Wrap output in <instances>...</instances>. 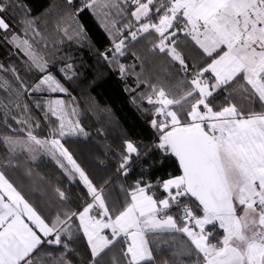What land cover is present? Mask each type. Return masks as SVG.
<instances>
[{
	"label": "snow or ice",
	"instance_id": "snow-or-ice-1",
	"mask_svg": "<svg viewBox=\"0 0 264 264\" xmlns=\"http://www.w3.org/2000/svg\"><path fill=\"white\" fill-rule=\"evenodd\" d=\"M64 4L70 11L58 15L54 31L68 41H83L86 33L77 16L91 11L111 38V46L99 55L116 64L122 78L136 64L120 63L119 57L133 43L145 42L143 57L131 55L141 65V72L134 73L137 85L148 83L150 88L140 101L151 105L143 111L150 113L155 135L148 144L124 140L117 173L127 177L134 163L152 155L153 164L174 159L179 174L166 173V178L153 181L142 170L127 187L120 186L122 199H111L108 181L93 183L62 142L89 135L73 119L78 116L71 107L74 97L35 102L49 125L48 134L38 136L40 121L19 98L71 93L51 71L54 62L48 54L34 47L35 38L45 46L47 38L31 9L0 0V32L5 34L12 27L9 10L23 9L18 23L25 36L12 32L5 39L24 53L29 70L40 74L27 85L14 67L0 64V72H11L18 82L14 88L0 77V89L22 114L12 117L23 125L13 131L24 133L0 135L7 149L0 169L21 168L46 155L70 179L78 175L89 198L79 210L50 207L54 214L46 217L0 170V264H76L77 240L84 241L87 264H264V0H80L79 8L74 0ZM157 57L178 66L182 77L171 85L141 80L144 64ZM58 71L67 81L76 76L72 63ZM0 109L6 121L11 109L2 101ZM21 155L26 157L23 162ZM23 175L34 184L45 179L31 167H24ZM53 192L59 204L69 202L61 188Z\"/></svg>",
	"mask_w": 264,
	"mask_h": 264
},
{
	"label": "trees",
	"instance_id": "trees-1",
	"mask_svg": "<svg viewBox=\"0 0 264 264\" xmlns=\"http://www.w3.org/2000/svg\"><path fill=\"white\" fill-rule=\"evenodd\" d=\"M15 2L22 3L31 9L30 15L37 18L39 30L47 38V46L39 40V37L35 38L33 40L34 47L38 51L48 54L47 58L54 62L51 71L58 79H61V82L71 93V96L62 94L64 100L68 102L73 97L75 98L71 107L77 109V118L89 135L87 137H65L62 142L93 183L100 186L108 181V184L105 185L106 194L113 200H120L122 199V195L119 193L120 186L127 187L141 175L142 170L145 179L153 181L159 176H165L166 173L178 175L179 168L172 158L165 160L163 165H160L159 162L153 164L152 161L156 157L152 155L141 158L133 164L132 171L127 177L117 173L118 163L110 159L121 151L124 140L133 139L148 144L155 135V130L148 123L151 115L143 111L146 108L150 109L151 105H148L146 101H140V95L149 93L150 88L148 83L137 85L134 73L141 72V65L131 55L132 52H136L137 55L143 57L145 42L141 40L139 43H133L129 53L124 57H119L120 63L136 64V67L130 69L129 74L122 78L117 65L109 64L99 55L111 46V38L91 11L86 10L77 16L79 24L83 26L86 33V38L81 42H76L75 40L68 41L54 31L58 15L70 11L64 4V0H15ZM80 6V0H74V7L79 8ZM126 7L131 9L132 6L127 5ZM22 16L23 9H17L15 13L11 9L9 10L8 18L12 27L7 34L0 32V64H3L5 68L14 67L23 82L32 85L40 74L35 69L29 70L26 65L27 57L13 43L9 42L12 32L18 33L21 37L25 36L23 26L18 23ZM126 19L124 18L122 22H126ZM72 27L75 28L76 25L73 24ZM5 35L9 37V40L5 39ZM27 38L32 39L31 32L28 33ZM61 39H63V43H59ZM53 41L57 43L54 45ZM190 54L197 60L200 59L195 51ZM65 57H70V59ZM67 63H72L76 72V76L71 81H67L58 71ZM166 72L172 74L171 80L166 76ZM182 75L178 71V66L169 65L163 57H157L149 58V62L144 64V71L140 79L148 80L150 83L165 80L171 85ZM0 77L11 81L14 88L18 87V82L15 81L11 72H0ZM149 78L151 79L149 80ZM56 95L58 94L37 92L24 94L19 98V102L27 103L31 115L40 121L41 127L35 130L38 136H46L49 125L43 118V110L37 109L35 102ZM134 98L136 99L135 103L133 102ZM11 99H15V97ZM9 100V93L5 89H0V101L9 105L11 109L6 121L4 110L0 109V135L23 136V132L13 131L22 128L23 125L17 124L12 117L22 118V114L19 109L9 103ZM52 119L55 120V118ZM6 154L7 149L0 142V158H6ZM18 159L23 162L26 157L21 155ZM24 167H31L34 173L45 178L44 181L34 184L32 180L23 175ZM0 170L5 172L6 177L21 191L25 199L46 217L54 214L49 211L50 207L79 210L84 201L89 199L86 195V188L78 176L75 179H70L46 155H41L36 161L27 162L21 168L5 167ZM56 187L61 188L70 197L67 204L61 205L56 201L53 192ZM182 239L184 237L178 236V240ZM74 247L80 253L76 264H87L88 256L84 241L77 240Z\"/></svg>",
	"mask_w": 264,
	"mask_h": 264
},
{
	"label": "crops",
	"instance_id": "crops-1",
	"mask_svg": "<svg viewBox=\"0 0 264 264\" xmlns=\"http://www.w3.org/2000/svg\"><path fill=\"white\" fill-rule=\"evenodd\" d=\"M42 93H50V92H42ZM56 94H58V95H56V96H51V97H49L48 99H55V98H62V99H64L63 96H62L63 93H56ZM77 119H78V118H77ZM77 176H78V175H77Z\"/></svg>",
	"mask_w": 264,
	"mask_h": 264
},
{
	"label": "built area",
	"instance_id": "built-area-1",
	"mask_svg": "<svg viewBox=\"0 0 264 264\" xmlns=\"http://www.w3.org/2000/svg\"><path fill=\"white\" fill-rule=\"evenodd\" d=\"M113 162L119 163V155H114L110 158Z\"/></svg>",
	"mask_w": 264,
	"mask_h": 264
},
{
	"label": "rangeland",
	"instance_id": "rangeland-1",
	"mask_svg": "<svg viewBox=\"0 0 264 264\" xmlns=\"http://www.w3.org/2000/svg\"><path fill=\"white\" fill-rule=\"evenodd\" d=\"M73 119H77V116L76 117H73ZM79 178V177H78Z\"/></svg>",
	"mask_w": 264,
	"mask_h": 264
}]
</instances>
